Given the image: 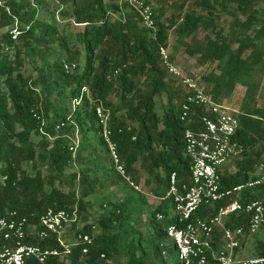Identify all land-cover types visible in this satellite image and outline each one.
<instances>
[{
    "label": "trees",
    "instance_id": "1",
    "mask_svg": "<svg viewBox=\"0 0 264 264\" xmlns=\"http://www.w3.org/2000/svg\"><path fill=\"white\" fill-rule=\"evenodd\" d=\"M146 1L158 4L156 11L153 8L154 29L141 25L137 14L129 8L122 15L113 0H58L66 6L61 13L70 10L74 22L82 26L76 35L80 48L71 49L57 28L54 11L51 20L39 17L35 3L41 0H11L12 13L29 27L12 50L8 33L0 36V211H15L30 223L48 207L70 210L76 206L79 214L84 212L87 197L95 193V185L101 184V179L90 173L92 168L101 166L105 177L111 169L115 172L96 124L97 104L110 110L112 138L131 178L137 173L134 163L139 161L145 181H153L163 193L168 188L169 173L175 172L179 181L187 179L190 162L184 154L182 135L194 123L179 120L183 91L172 84L158 58L159 45L167 41V31L172 26L186 53L198 55L202 63L216 62L215 69L201 79L215 101L225 103L238 84L245 88L236 110L239 127L235 136L244 147V156L237 160L233 174L222 175V186L228 188L248 181L256 175L261 163L264 169V107L256 103L264 75V10L256 5L264 0H237L232 24L238 31L232 28V39L214 29L213 18H204L193 7L183 13L180 22L174 18L168 23L161 20L169 2L179 14L188 0ZM192 1L209 15L218 6L224 8L222 0ZM237 12L245 16L243 21L238 19ZM9 21L0 11V26ZM198 30L210 32L197 40L194 37ZM81 56L82 61H77ZM27 62L33 73L25 74L23 67ZM64 63H73L75 67L66 72ZM83 87L88 89L89 96L83 95L80 103L70 108V102L80 95ZM162 93L166 99L158 114L156 97ZM193 109L195 118L203 113L199 107ZM127 121L134 125L129 130ZM73 127L84 137L89 132L97 135L94 144L78 143L77 152L93 164L78 171L81 198H75L73 190L65 194L55 184L73 163L69 149ZM32 134L40 135V140L34 142ZM37 161L48 164L45 179L35 166ZM26 163H31L32 173L23 167ZM76 177L71 172L70 182ZM254 191L242 194L241 198L264 200V183ZM133 201L142 204L139 198ZM126 203L127 200L117 201L109 208L104 204L107 209L99 217L100 230L93 236L86 254L75 246L68 256L49 259L48 264H165L161 250L166 240L165 226L171 220L163 222L156 215L168 217L171 200L165 198L152 209L147 245L141 233L114 231L117 225L124 227L132 219L136 222ZM222 204L219 202L217 206ZM243 223L244 216L233 215L227 225L234 228ZM77 231L93 235L89 224ZM26 241L42 247L58 246L53 237L45 240L27 237ZM4 243L0 235V248ZM263 254L264 237L254 255ZM27 264L39 263L29 259Z\"/></svg>",
    "mask_w": 264,
    "mask_h": 264
},
{
    "label": "built area",
    "instance_id": "2",
    "mask_svg": "<svg viewBox=\"0 0 264 264\" xmlns=\"http://www.w3.org/2000/svg\"><path fill=\"white\" fill-rule=\"evenodd\" d=\"M10 2L0 0V11L10 18L5 31L13 43L12 50L29 25L12 13ZM112 3L122 15L124 9L129 8L137 14L141 25L148 29L155 28L153 7L146 0H113ZM62 7L60 5L55 11L57 19ZM8 48L5 47L6 50ZM170 48L168 37L164 44L159 45V62L167 76L173 79L174 86L183 91L184 101L180 107L179 120L194 123V126L185 129L182 135L184 154L190 162L189 175L187 179L179 181L175 172L169 173L165 197L171 200V215H156L160 221L171 220L165 226L166 240L161 257L165 264H264V254L252 257L239 255L242 240L256 234L264 225V200L241 198L242 194L250 193L264 183L263 164L259 165V172L248 181L228 188L222 186L224 168L244 156V147L235 138L239 127L237 111L215 101L196 78L183 73L173 62ZM74 67L73 63L63 64L66 72ZM83 95L89 96L86 87L81 89L80 95L72 103L78 105ZM195 106L203 112L197 118L193 109ZM94 113L113 170L137 189L126 172L117 151V143L112 138L110 110L97 104ZM133 126L129 124L126 127L129 130ZM78 143L73 141L69 149L74 151ZM219 202L224 204L217 206ZM76 212V207L70 210L48 207L35 222L30 223L15 211H0V235L5 242L0 248V264H27L29 259L48 264L49 259L65 258L75 246H80L81 253L86 254L93 244V237L76 230L68 240L66 234V229L76 222ZM233 215L244 216L245 223L230 228L227 224ZM27 237L39 240L53 237L58 246L31 244L26 241Z\"/></svg>",
    "mask_w": 264,
    "mask_h": 264
},
{
    "label": "rangeland",
    "instance_id": "3",
    "mask_svg": "<svg viewBox=\"0 0 264 264\" xmlns=\"http://www.w3.org/2000/svg\"><path fill=\"white\" fill-rule=\"evenodd\" d=\"M60 4L58 0H41V3H35V6L38 9L39 12V17L40 18H45L46 20H51L50 14L54 11V21L57 24V28L60 31L61 34H63L66 38V43L71 49H79L80 46L77 43L76 40V35L79 31L82 30V26L77 25L73 17L70 15V10L67 11L66 13H59L58 19L55 16V11L56 9L60 7ZM169 4V5H168ZM165 8H164V14L161 17V20L165 21L168 23L171 19L173 18L177 20V22L182 21L181 16H183V13L186 10H189L190 7H193L196 11H198L204 18L210 17L215 20V27L214 29L220 30L223 35L227 36V38L232 39L234 36V28L236 32L238 31V27H234L232 24L233 21V14L236 5H237V0H222V4L224 5V8L217 7L213 10L212 14L209 15L207 14L206 11H204L202 8L197 7L194 5L192 0H188L187 3L185 4V7L182 9L179 14H177V9L174 5H171L169 2ZM62 5V4H61ZM158 4L152 3V7L154 8V11L157 10ZM66 6H63L62 9H65ZM68 8V7H67ZM256 8L263 9L264 10V1H260L257 5ZM238 19L243 21L245 19V16L242 15L241 13L237 12ZM7 24L0 26V36H2L6 31L5 27ZM172 26L171 28L168 29V37L170 38L171 42V58L173 62L176 64V66L182 70L183 73L186 75L193 76L196 78L200 84L204 86L202 82V76L206 75L208 72L212 71L216 67V62H206L202 63L200 60V57L198 55H189L186 53L185 48L183 45H181L177 40L175 36V32L173 30ZM254 28V26H252ZM210 32V30H207ZM207 31H202L198 30L195 33V37L197 40H200L203 36L204 33ZM233 33V34H232ZM184 40L189 41L190 38H184ZM236 44L234 43L233 46ZM82 56L77 60V61H82ZM31 64L30 63H25L23 69L25 70V74L32 72L33 69H31ZM35 74V73H34ZM172 84L174 83L173 79H171ZM245 92V88L241 85H236L234 92H233V97L232 99L228 102H226V105L230 106L231 108L238 110V106L240 103L239 97L243 96ZM115 94V93H114ZM113 94V95H114ZM116 98V97H115ZM166 95L165 93L160 94L159 96L156 97V108L158 114H161V107L160 105L165 102ZM116 100V99H115ZM256 103L258 106L264 107V75L262 76L261 80V87L259 88V93L258 97L256 100ZM75 106L72 102H70L69 107L72 108ZM121 113V112H120ZM131 124L129 121L126 122V125ZM72 134H70V137L73 139V141H78L80 142H87L91 143V140H94L93 138V132L87 133V135L82 136L80 132L78 131L77 127H73V130L71 131ZM60 134V133H58ZM74 137V138H73ZM30 138L34 141L37 142L40 140L41 136L38 134H32ZM50 140H52V137H49ZM71 145V144H70ZM81 147V145H80ZM79 148V145L72 151V158H73V163L70 167L66 168L63 171L62 178L57 179L55 181V184L58 185L59 189L62 190L65 194L73 190V194L75 198H81V193H80V188L81 184L78 181V176L79 172L89 165L90 167H93L92 162L86 157L82 156L79 151L77 152V149ZM236 162L233 161L229 163L225 169H224V174H232L234 172V168L236 169ZM36 168L41 170V173L44 177V179L48 175V164L47 162H38L35 164ZM23 167L30 173L33 172V169L31 168V163H26L23 164ZM110 171V169H108ZM112 171V169H111ZM109 172L107 174L108 177H104L103 174L100 175L101 173L98 170L99 173V178L101 179L100 183L95 185V193L91 194L89 197H87L88 203L86 204V209H84V212L79 214L78 211L76 212V222L72 223L70 227L66 229V234L68 235L67 238L70 240L72 238L73 232H76L78 228L83 227L84 224H89L92 226L93 230V235L92 237L95 236L98 231L100 230L98 228V221L99 217L106 211L107 208H109V205H111L114 202H117L116 200L122 199V201L127 200L126 205L131 209V213L133 214L132 217L136 219V222H133L134 220L132 219V223H127L124 227L122 226H116L114 227V231H119L120 229H126L129 231H134L141 233L144 237V240H146L148 243V239L150 238V232H151V227L148 225V218L151 216V211L155 207V204L158 203L160 200L157 199V197H162L163 192L159 188H155V185L153 182L147 183L145 181V175L143 172H141L139 175H136L134 179V184L138 187L137 189L130 187L128 183L125 180H122L118 178L115 174V172ZM259 168L256 169V174L258 173ZM71 172H75L77 174V177L73 182H70L69 180V174ZM93 172L96 174V169H92V175ZM91 175V176H92ZM106 176V174H105ZM250 193H255L254 190H251ZM136 197H135V196ZM135 197L136 199H143L142 204L140 201H133L129 197ZM119 198V199H117ZM146 200V201H145ZM104 204L107 205V208L104 206ZM136 205V206H135ZM76 206H73V208ZM139 207V209H136ZM77 208V207H76ZM168 215H171V210H169ZM84 216V218H83ZM136 236V235H135ZM264 237V225L261 227V229L254 235L252 236H247L244 238L241 242V252L242 256L246 257H252L255 256V252L258 250V243L263 239ZM240 252V253H241Z\"/></svg>",
    "mask_w": 264,
    "mask_h": 264
},
{
    "label": "crops",
    "instance_id": "4",
    "mask_svg": "<svg viewBox=\"0 0 264 264\" xmlns=\"http://www.w3.org/2000/svg\"><path fill=\"white\" fill-rule=\"evenodd\" d=\"M235 89V88H234ZM234 92V91H233ZM233 93H232V96L228 99V100H226L225 101V104H226V102L228 101H230L231 99H232V97H233ZM242 98V96L241 97H239V100ZM235 110V109H234ZM96 135V134H95ZM94 134H93V138H94V140H91V142L94 144V143H96L97 141H96V138L94 137L95 136ZM96 137H97V135H96ZM105 163V162H104ZM134 168L137 170V173H136V175H139L140 173H141V169H140V166H139V161L138 162H135L134 163ZM258 168H259V166H258ZM92 169H96V174L93 172V174L95 175V176H97V177H100L99 176V173H98V170H99V172L101 173L100 175H102L103 174V176L105 177V172L103 171V170H101V166H94ZM225 169V168H224ZM237 169V168H236ZM236 169L234 168V172L236 171ZM233 172V173H234ZM259 172V171H258ZM90 173H92V170H91V172ZM232 173V174H233ZM135 175V176H136ZM130 178H131V176H130ZM131 181H133L134 182V179H133V177L131 178ZM150 182H153V181H150ZM153 184L155 185V183L153 182ZM129 185V184H128ZM130 186V185H129ZM131 187V186H130ZM138 188V187H137ZM155 188H156V185H155ZM138 190V189H137ZM164 193H165V191H164ZM135 196V195H134ZM136 197V196H135ZM135 197H133V196H131V197H129L130 199H132V200H134V199H136ZM166 197H165V194L162 196V197H157V199H159L160 201H162V200H164ZM117 199H119V198H117ZM141 200H144V198L143 199H141ZM116 201H122V199H119V200H116ZM146 201V200H145ZM160 201L158 202V203H156L155 204V206L156 205H158L159 203H160ZM171 210V209H170ZM241 252V251H240ZM242 254V252L241 253H239V255H241ZM242 256V255H241Z\"/></svg>",
    "mask_w": 264,
    "mask_h": 264
}]
</instances>
